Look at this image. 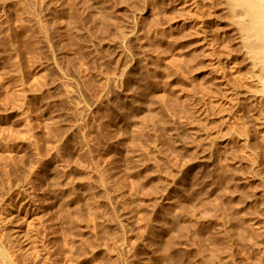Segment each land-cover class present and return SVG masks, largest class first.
Wrapping results in <instances>:
<instances>
[{
	"label": "rangeland",
	"instance_id": "1",
	"mask_svg": "<svg viewBox=\"0 0 264 264\" xmlns=\"http://www.w3.org/2000/svg\"><path fill=\"white\" fill-rule=\"evenodd\" d=\"M180 3L0 0V175L23 184L0 176V210L30 233L0 225L13 264L264 261L262 135L233 134Z\"/></svg>",
	"mask_w": 264,
	"mask_h": 264
},
{
	"label": "bare ground",
	"instance_id": "2",
	"mask_svg": "<svg viewBox=\"0 0 264 264\" xmlns=\"http://www.w3.org/2000/svg\"><path fill=\"white\" fill-rule=\"evenodd\" d=\"M180 4L186 6L185 8L187 9V16L189 17L192 25L191 28L193 27V30L195 28V37H197L200 47L202 46V50L206 55L205 57H207L206 59L209 61L208 65L210 68V73L213 75V79H215L219 86L223 88L225 93L230 96V101L233 104V113L230 115L233 118L234 124L233 134H236L239 138L246 141L247 143L252 141L255 144V141L259 139L257 137L260 136V134L264 136V0H183V3ZM221 107L222 106L219 104V108ZM246 118L248 121H246ZM262 136H260L261 140L258 141H262L263 143H261V145L264 146V140H262L264 137ZM258 145H260L259 142ZM262 150H264V148ZM262 150L260 149V151ZM261 157L262 154L259 156V158ZM252 159L254 160L256 158L253 157ZM12 161L13 159H11V162ZM10 171L5 173L3 172V175L5 174V176L2 178V184H4L6 188L8 187L10 189L9 193L13 196L14 194H12V192H15L14 188L19 187V183L21 185L22 181L20 180L21 178L19 180L17 178L16 181H18L16 182L13 179L14 177H12L13 174H9ZM3 175L0 176L3 177ZM19 190L20 192L23 191L21 188H19ZM24 191L27 193L28 190ZM262 206L264 207V203ZM9 207H11V205H9ZM18 211L15 215L14 212L8 214L6 211L1 209L0 225L2 224L1 226L5 228L7 227V232L9 234L8 241L10 240L11 242H14V240H16V244L18 245L19 243L21 247L22 243L24 244L25 241L27 242V240L30 239H28L30 233H28V235L27 230H25L27 227L23 229L22 225H20L22 222H19V219H17L18 214L20 213H18ZM259 214L264 218V216H262L263 212ZM256 216H258V214ZM261 217H259V219ZM21 218V220L24 222L27 217H24V219L21 216ZM259 219L255 220V223L257 226L258 224L260 225L258 228H261L262 226V229H264V219ZM251 221L254 223V220ZM257 226L255 225V227ZM261 231L264 233L263 230ZM239 234H242V232L240 231ZM5 237L6 236H4V238ZM4 238L1 240H4ZM261 238L260 240H262ZM247 239L250 241L252 238L250 237V239ZM1 240L0 259L4 264H13V260L9 257L6 249L3 248L5 245H2ZM248 240L246 244L249 243ZM258 240L256 241L258 242ZM241 242L242 241L239 243ZM252 242L253 240L250 241L251 244ZM257 242L256 244H259L260 241L258 243ZM262 243L263 250L261 253L264 251V241ZM253 244L255 243L253 242ZM247 246L252 248L254 245L251 246L247 244ZM23 250H25V248ZM259 253L260 251L257 252V255ZM261 255L259 254V257L257 258H263L262 260H264V256L261 257ZM262 263H264V261ZM236 264L242 263L239 260L236 262Z\"/></svg>",
	"mask_w": 264,
	"mask_h": 264
}]
</instances>
